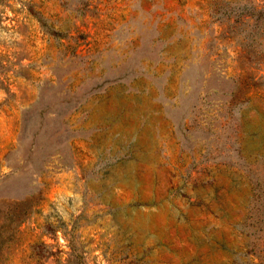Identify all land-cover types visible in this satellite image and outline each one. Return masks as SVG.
I'll return each mask as SVG.
<instances>
[{"label":"rangeland","instance_id":"rangeland-1","mask_svg":"<svg viewBox=\"0 0 264 264\" xmlns=\"http://www.w3.org/2000/svg\"><path fill=\"white\" fill-rule=\"evenodd\" d=\"M248 1L0 0L2 264H264Z\"/></svg>","mask_w":264,"mask_h":264},{"label":"trees","instance_id":"trees-1","mask_svg":"<svg viewBox=\"0 0 264 264\" xmlns=\"http://www.w3.org/2000/svg\"><path fill=\"white\" fill-rule=\"evenodd\" d=\"M237 6L241 7L237 11V14H240L241 12L247 14L249 17L253 19L254 25H256L255 21L257 20L262 19L264 21V0L257 5L255 3L248 1V3L238 4ZM262 23L264 25V22ZM241 44H248V42H241V41L238 42L239 47H241ZM15 217L16 218H11V216L9 217L4 216V218L0 219V264L3 263V258H4L2 254L3 247L12 235V228H11L12 226L10 227V223H13L14 225V223L16 224L22 219V217L18 216V214Z\"/></svg>","mask_w":264,"mask_h":264}]
</instances>
